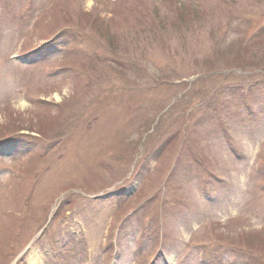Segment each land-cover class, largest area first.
<instances>
[{
	"label": "rangeland",
	"instance_id": "1",
	"mask_svg": "<svg viewBox=\"0 0 264 264\" xmlns=\"http://www.w3.org/2000/svg\"><path fill=\"white\" fill-rule=\"evenodd\" d=\"M0 137V264H264V0H0Z\"/></svg>",
	"mask_w": 264,
	"mask_h": 264
}]
</instances>
